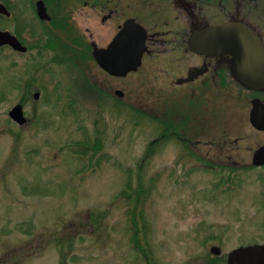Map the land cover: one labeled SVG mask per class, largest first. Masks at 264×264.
Instances as JSON below:
<instances>
[{"label": "rangeland", "instance_id": "1", "mask_svg": "<svg viewBox=\"0 0 264 264\" xmlns=\"http://www.w3.org/2000/svg\"><path fill=\"white\" fill-rule=\"evenodd\" d=\"M6 1L13 17L0 16V30L22 34L24 16L36 22L34 2ZM24 35L27 44L37 41ZM51 56L0 48V210H10V257L35 251L26 261L226 264L232 250L264 244V167L251 165L264 133L251 127L247 109L239 105L238 114L222 115L221 122L193 117L182 132L180 119L199 116V106L185 100L175 103L173 112L168 90L156 84L159 75L155 85L142 87L139 74L128 76L101 96L77 72L70 76L65 65L34 74L33 66ZM62 75L70 89L61 79L57 83ZM93 76V82L101 80L97 71ZM116 89L122 99L114 96ZM18 104L27 119L21 126L8 115ZM225 104L235 106L230 100ZM165 129L186 141H206L212 169L205 170L175 137L163 138L150 152ZM85 143L91 150L82 147ZM222 145L237 148L227 156L238 165L208 148ZM127 183L132 197L118 199ZM9 197L10 209L4 206ZM134 234L142 254L133 247ZM39 240L45 241L44 253L34 249ZM213 246L220 248L219 256L210 253Z\"/></svg>", "mask_w": 264, "mask_h": 264}, {"label": "flooded vegetation", "instance_id": "2", "mask_svg": "<svg viewBox=\"0 0 264 264\" xmlns=\"http://www.w3.org/2000/svg\"><path fill=\"white\" fill-rule=\"evenodd\" d=\"M38 1L43 3L47 20L40 19L37 14ZM33 2L36 22L32 23L31 18L24 16L23 30H21L23 35L10 32L26 51H15L11 47L10 51L26 55L37 50L39 56L44 52L52 53L48 62L33 66L34 74L40 71L51 73L54 64L65 65L69 67L70 76L77 72L81 80L89 82L92 90L97 89L101 96L110 95L108 90L110 85L121 83L128 76L139 74L138 85L142 87L155 85L156 76L159 75L161 80L156 84L165 86L159 89L168 90V96L173 99V112L176 111L175 103L180 104L179 102L185 100L199 106V116L186 115L180 119L181 125L179 122L177 127L179 126L182 132L190 128V119L193 117H198L201 121L207 119L209 115L215 119L214 121L221 122L222 115L231 117L238 114L237 111L242 106L247 109L245 112L248 113L249 119L251 102L254 99H258L261 106H264V92L248 90L232 76L233 56L221 50L204 48L202 43L205 32L209 29L232 24L251 29L264 44V0H33ZM12 17L10 5V18ZM128 22L133 26L142 27L145 31L146 50L141 65L135 73L122 78L113 77L98 65L94 53L108 49ZM24 33L37 41L32 44L25 43L27 37ZM63 42H66L68 47ZM59 67L61 71L63 66ZM94 71L100 74L102 81L93 82ZM65 78V76L56 78V81L60 83L62 80V83H66L68 87ZM117 90L119 89L114 91V96ZM36 93L38 98L40 96L35 92L34 100L38 99L34 97ZM229 100L234 102V108L225 104ZM171 121L173 129L176 127L175 119ZM174 133L176 132L173 130L172 134ZM188 141L196 143L193 150L204 161L206 160L203 165L213 167L210 164L212 162L207 160L210 151L205 149L206 141L201 139ZM208 148L218 151L214 154L226 156L233 167L239 164L227 156L238 153L235 146L222 145ZM4 203V206L10 209V197ZM31 248L32 246L29 245V249ZM35 248L40 253L41 251L44 253L45 241L39 240ZM0 249L5 250L0 253V264L32 262L47 264V261H26L28 258L36 257L35 251L28 254H19L18 251L16 256L13 254V257H10V210L8 209L0 210ZM78 263L79 261H57V264Z\"/></svg>", "mask_w": 264, "mask_h": 264}, {"label": "water", "instance_id": "3", "mask_svg": "<svg viewBox=\"0 0 264 264\" xmlns=\"http://www.w3.org/2000/svg\"><path fill=\"white\" fill-rule=\"evenodd\" d=\"M37 14L42 20H47L45 8L41 1L36 4ZM0 16L9 17L10 12L0 4ZM208 38L217 39L209 40ZM204 48L221 50L233 56L232 76L246 89L264 92V44L261 38L245 26L226 24L209 29L202 40ZM145 31L142 27L133 26L128 22L117 34L108 49L94 53L98 65L113 77H126L135 73L141 65L145 48ZM11 47L15 51L25 52L15 36L8 31L0 30V48ZM118 98L123 97L120 90L115 92ZM35 99L38 94H35ZM249 112L251 127L264 132V106L254 99ZM10 119L21 126L27 123L23 108L15 105L8 113ZM251 165L264 167V143L257 147L251 155ZM213 256H219L221 250L217 246L210 249ZM226 264H264V244L239 247L227 255Z\"/></svg>", "mask_w": 264, "mask_h": 264}, {"label": "trees", "instance_id": "4", "mask_svg": "<svg viewBox=\"0 0 264 264\" xmlns=\"http://www.w3.org/2000/svg\"><path fill=\"white\" fill-rule=\"evenodd\" d=\"M4 2V4L6 5V7L7 8H9L10 9V5H9V3H8V1H6V0H4L3 1ZM20 32H21V30H23V27L20 25ZM134 111H136V113L137 114H139L140 112H138L137 110H134ZM150 119H152L153 121H156V122H158V123H160V124H164L166 127H169V125H168V122L167 121H160V120H157L156 118H154L153 116H151L150 117ZM172 128V127H171ZM167 129V128H166ZM166 129L162 132V135L161 136H159L157 139H155L152 143H151V147H150V152H152L151 150H153V148H155V145L156 144H159L162 140H163V138L165 139V138H168V137H175L176 139H178L181 143H183L185 146V149H187L188 151H189V154L188 155H190V156H192L194 159H197L199 162H201L202 164H204L205 163V161L197 154V153H195L194 152V150H193V148H195V144L196 143H191V142H189V141H186V140H184L182 137H178V136H176V135H172V136H170V135H167V133H166ZM167 135V136H166ZM82 147H84L85 148V150L86 151H89V150H91L90 149V146H89V143H85L84 145H82ZM99 149H100V146H99V143H96V145L93 147V151H94V153L96 154L98 151H99ZM204 161V162H203ZM204 169L205 170H210V169H212V168H210L209 166H206V167H204ZM127 191H125V192H123V193H121V194H119L118 195V199H121V198H126V199H130V197H132L131 196V194L132 193H129V191L131 190V184L130 183H127ZM132 222H133V224H134V216H133V218H132ZM134 226H135V224H134ZM132 244H133V247H134V249L136 250V252H138V253H140V254H142V252H144L142 249H141V247H139L138 246V242H137V236H136V234H134V236H133V242H132ZM144 256H145V254H144ZM146 257V256H145ZM147 258V257H146ZM220 261V260H219Z\"/></svg>", "mask_w": 264, "mask_h": 264}]
</instances>
